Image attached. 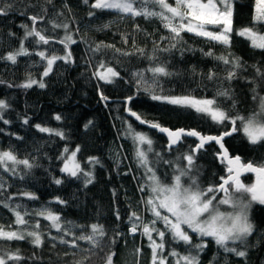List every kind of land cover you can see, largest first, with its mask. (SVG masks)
Masks as SVG:
<instances>
[{
    "label": "trees",
    "instance_id": "obj_1",
    "mask_svg": "<svg viewBox=\"0 0 264 264\" xmlns=\"http://www.w3.org/2000/svg\"><path fill=\"white\" fill-rule=\"evenodd\" d=\"M35 0H25V3ZM72 9L71 13L62 8V0H55L57 9L64 12L61 19L70 24L76 44L71 45L74 63L57 61L53 72L44 77L45 88L34 85L32 88H21L16 85L25 81L28 73L35 79L41 78L45 61L35 55V51L45 50L50 54L63 55V45L58 41L64 35L63 29L51 28L47 19H55L54 13L50 10L49 17L38 27L47 29L46 35L53 36L56 41L49 45H36L32 38L25 41L32 55L18 57L17 64L0 60V99H4L10 107L4 111V119L10 121L4 124L0 121V150H12L20 159H29L35 166L31 170L24 169L23 165L16 166V173L3 171L0 168V184L5 186L0 189V201H7L13 207L21 205L20 211L27 209L29 212L38 211L42 207H48L59 213L66 226L90 225L99 223L104 225L108 236L105 238L104 251L95 250L96 254L84 253L79 249H72L58 241L51 240L45 235V242L42 247L34 248L27 241H0V249L14 251L19 248L25 258H31L35 253L36 259H25L20 264H73L76 260H82L84 256L90 255L91 259L86 264H104L106 253L109 252L108 238L114 237L117 231L123 235L117 238V242L111 247L115 251L114 264H136L137 257L135 249L142 248L139 256V264H151V249L148 247L146 237L137 232L135 235L128 233V217L132 211L140 214L145 222L152 219L150 211L141 202L148 193L139 191L141 185H147L145 169L138 166L135 150L136 144L129 134L128 125L137 132L146 133L153 141V148L156 152H162L166 158L174 159L179 153L189 150V145L194 146L195 140L185 139L178 148L168 152L165 137L157 132L143 128L126 115L125 97L135 95V100L129 104L134 111L141 113L144 118L150 121H158L163 126L176 129H196L205 135H220L225 130H230L231 125L225 123L218 125L210 118L197 114L194 110L178 108L159 101L151 100L143 92L137 93L134 84L131 82L130 73L136 70H143L149 66V60L137 53L132 56H122L113 49H103L100 53H93L89 46L94 47L99 42L115 45L124 51L135 52L137 48L145 49V56L151 55L154 48L169 45L168 40L161 41V36H168L157 19L145 20L137 17L120 19L118 14L109 12H97L94 17H88L90 10L81 0H64ZM255 0H235L234 30L251 25ZM43 3V0H40ZM17 11L10 12L7 17H0V56L8 51L19 47V40L24 34L21 24L28 23L26 16H21ZM31 14V10H29ZM109 27L104 28L103 25ZM140 25L137 31L135 25ZM76 29H79L77 33ZM16 35L9 36L8 32ZM127 37L128 43H124ZM183 39L186 47L191 49L185 51L183 56L179 51L166 53L156 51L160 61H169L173 70H178L180 75L171 78H161V83L166 94L182 95L189 94L197 97L211 98L215 95L220 81H208L197 74H192L195 67L197 73L206 74L209 69H215L222 77L224 66L213 58L203 55L200 49L207 51L210 47L216 55L225 54L227 51L221 45H212L203 38L191 33H184ZM155 42V44H154ZM230 51L249 65L261 61L264 63V52L253 50L250 42L244 37L232 34ZM104 60L115 67L123 79H117L115 83L106 84L93 77L92 73L98 61ZM251 67L244 76L253 75ZM150 75V74H148ZM127 81V82H126ZM12 84L13 87L8 85ZM227 86V82H225ZM232 88L238 100L237 109L241 114L247 113L255 108L251 100L249 86L243 79L232 82ZM102 91L109 97L107 102L101 101L99 92ZM222 107L231 109V101L220 98ZM59 114L62 119L57 121L54 117ZM29 119L28 124L23 119ZM92 121V124L85 129L84 125ZM63 131L65 139L55 135L39 132L34 125ZM23 137V139H17ZM80 146L77 153V160L85 171H92L93 183L84 186V179L69 177L60 171L63 161L60 159L64 154V148L68 147L69 152ZM225 146L232 156L239 155L243 161H259L264 158V146H252L245 139L242 132H236L231 138L225 141ZM146 147V146H145ZM218 148L212 144L197 154V164L201 169L200 182L203 186L209 183H219L220 176L226 175L225 163L218 160L216 153ZM66 155V154H65ZM155 159L152 153L149 154ZM96 157L98 164H89L88 158ZM168 173L171 177V169L166 165H159L158 174L162 177ZM23 177V179H21ZM54 178H60L63 183L56 185ZM253 176L243 179L245 183H251ZM23 192L34 193L38 199L30 200L21 195ZM220 195V194H219ZM12 197L11 200L8 198ZM65 200V204H59L55 198ZM119 213L120 219L116 218ZM250 216L257 226L258 231L250 237V243L255 245L249 249L247 264H264V205L253 204L250 209ZM31 222L40 221L41 231L47 234L49 231L53 236L61 233L48 227L49 221L42 217H26ZM15 217L7 208L0 205V225L5 230L12 225ZM67 222H71L69 225ZM157 227H163L158 224ZM79 234V229L73 228ZM193 240L198 238L195 234ZM71 239V237H66ZM209 246L201 256V264H209L214 254H219L221 260L226 255L217 249L211 238ZM126 242V243H125ZM55 244V247L52 245ZM83 248L89 247L83 241H79ZM179 251H185L180 246ZM75 252V255L71 253ZM69 253V255H65ZM166 254V253H165ZM229 255V264H244L240 258ZM171 257L169 260L171 262ZM12 264V262H10Z\"/></svg>",
    "mask_w": 264,
    "mask_h": 264
},
{
    "label": "snow or ice",
    "instance_id": "obj_2",
    "mask_svg": "<svg viewBox=\"0 0 264 264\" xmlns=\"http://www.w3.org/2000/svg\"><path fill=\"white\" fill-rule=\"evenodd\" d=\"M81 2L90 9L88 17H94L97 12H109L119 15L120 19L131 18L135 20L142 17L145 20L157 19L162 27L169 33L168 36H161V41L168 40L167 47L160 48L158 45L154 48L151 55L145 56L144 48H137L135 52L124 51L116 48L115 45L105 44L103 41L94 47L89 46L93 53H100L103 49H113L122 56H132L139 53L143 58L149 60V66L143 70H136L130 73L131 82L135 86L137 93L143 92L153 101H159L167 105L178 108L191 109L197 114H202L211 119L218 125L228 123L230 130H225L220 135H205L196 129L176 128L172 129L163 126L158 121H150L144 118L141 113L134 111L127 105L135 100V95L125 97V110L131 117L141 124H147L150 128L157 129L167 135L168 143L166 149L171 152L177 145L183 144L185 138L195 137L198 143L194 146L189 145V150L179 153L174 159L166 158L162 152H156L153 148L154 141L143 132L135 131L131 124L128 125L129 134L136 144L135 155L138 166L145 169L147 185H141L139 191L145 192L147 187L148 195L142 199L146 209L150 211L152 219L145 222L143 217L136 211H132L128 217V233L135 235L137 232L146 237L148 247L151 249V264H201V256L209 246V241L205 238H211L217 249L224 254L223 260L219 254H214L209 264H229V255L240 258L247 264L249 249L255 245L250 243L249 238L253 237L258 231L256 224L250 216L252 205H264V158L259 161H243L239 155L231 156L223 143L224 137L231 136L233 133L242 132L247 142L252 146H264V63L257 61L251 65L243 61L242 58L235 56L231 51L232 34L244 37L250 42L253 50L264 52V0H255L254 11L251 25L244 26L241 29L234 30L235 0H81ZM21 16H26L30 24L24 23L20 27L24 29V34L19 40V47L8 51L0 56V60L10 62L15 65L18 57L29 56L33 53L25 46V41L32 38V43L36 45H49L56 41L53 36L46 35L47 29L38 27L48 17L50 10L54 13L55 19H47L48 24L53 30L63 29L64 35L59 39V44L63 45V55L50 54L45 50L35 51V55L45 61L40 79L32 77L28 73L24 82L17 87L32 88L37 85L39 88H45L43 80L53 72V67L57 61L65 63H74L71 45L76 44L73 33L70 30V24L64 22V12L57 9L55 0H35V2L25 3V0H0V17H7L10 12L17 11ZM62 8H66L71 13V7L62 0ZM31 10V14H29ZM109 27L108 24L103 25ZM135 28L140 31V25ZM77 33L79 29H76ZM184 33H191L197 37L203 38L212 45H221L227 51L225 54L216 55L213 48L207 51L200 49L201 53L207 57L213 58L224 66L222 71L225 73L222 77L215 69H209L206 74L197 73L195 67L192 68V74H199L202 79L208 81H220V86L216 89L215 95L211 98L197 97L195 95L166 94L161 83V78H171L180 75L178 70L170 67V62L160 61L156 51L172 53L179 51L183 56L187 48L183 39ZM9 36H15L14 32L9 31ZM124 43H128L127 37H124ZM155 44V42H154ZM251 67L253 75L244 76ZM150 74V75H148ZM93 77L103 81L106 84L115 83L117 79H123L121 73L110 63L100 60L92 73ZM243 79L249 86L251 100L255 108L247 113L241 114L237 109L238 100L232 88V82ZM127 82V81H126ZM227 82V86H225ZM3 83V81H0ZM9 87L14 85L9 84ZM101 101L107 102L109 97L102 91L99 92ZM220 98L231 101V109L222 107ZM10 105L6 100L0 99V121L9 124L10 121L4 119V111ZM57 121L62 117L57 114L54 117ZM24 124L29 123V119H23ZM92 124L88 121L84 125L87 129ZM34 127L41 133L55 135L65 139L63 131L36 124ZM23 139V137H17ZM215 141L221 151L216 155L221 163H225L226 175L220 176L219 183H209L206 187L200 182L201 169L197 164V154L202 150L205 144ZM146 146V147H145ZM80 152V146L77 145L74 150L69 152L68 147L64 148V154L60 159L63 161V167L60 171L69 177L84 179V186L93 183L94 175L92 171H85L77 160V153ZM153 154L155 159L150 157ZM66 154V155H65ZM89 164H98L96 157L88 158ZM166 165L171 169V177L168 179V173L164 176L158 174L159 165ZM23 165L24 169L31 170L35 165L27 158L20 159L12 150H0V168L13 175L16 173V166ZM252 174L254 180L251 183H245L242 176ZM23 179V177H21ZM54 183L60 185L63 180L54 178ZM5 186L0 184V189ZM222 195H219L221 194ZM21 195L30 200H36L38 197L31 192H23ZM9 200L12 197L8 198ZM59 204H65L66 201L60 197L55 198ZM0 205L7 208L15 217L13 228L8 226L5 230L0 225V241H27L34 248H40L45 242V235L51 240L58 241L72 249H79L84 253L96 254L95 250L104 251L105 238L108 236L104 225L92 223L90 225L66 226L59 213L54 212L48 207H42L38 211L29 212L27 209L20 211L21 205L14 207L7 201H0ZM222 206H227L231 211L222 210ZM37 216L49 221L48 227L61 233L59 236L47 234L41 231L39 220L34 223L26 217ZM119 220V213L116 214ZM69 225L71 222H67ZM160 224L163 227H157ZM79 229V234L73 230ZM195 234L197 241L193 240ZM123 233L117 231L114 237L108 238L109 252L106 253L104 264H114L115 251L111 250L117 242V238ZM71 237V239H66ZM264 240V237H262ZM83 241L89 247L83 248L79 244ZM126 243V242H125ZM55 247V244L52 245ZM183 246L185 251H179ZM142 248L137 247L135 254L136 264H139V256ZM166 253V254H165ZM75 255L76 253H71ZM69 255V253H65ZM171 257V262L169 260ZM25 259H36L35 253L31 258H25L19 248L14 251H5L0 249V264H20ZM91 259L86 255L82 260H76L73 264H86Z\"/></svg>",
    "mask_w": 264,
    "mask_h": 264
},
{
    "label": "water",
    "instance_id": "obj_3",
    "mask_svg": "<svg viewBox=\"0 0 264 264\" xmlns=\"http://www.w3.org/2000/svg\"><path fill=\"white\" fill-rule=\"evenodd\" d=\"M127 106L129 107V105H127ZM126 115H127L130 119H132L135 123H137L139 126H141V127H143V128H146V129H149V130H152V131H154V132H157L159 135L165 137V139H166V141H167V143H168L167 135H166L165 133H161V132H159L157 129L150 128L147 124H141L139 121L135 120L134 117H131V116L128 114L127 111H126ZM234 134H235V133H233L231 136L224 137V140H223L224 145H225V141H226L227 139L231 138ZM185 139H192V140H195L196 143L199 142L198 139L195 138V137H187V138H185ZM212 144H214V145L218 148L219 152L221 151L220 146H219L215 141H212V142H210V143H208V144H205L204 148H203L202 150H200V151L205 150L208 146H210V145H212ZM180 145H181V144H180ZM180 145H177L174 149L178 148ZM225 148H226V146H225ZM227 150H228V149H227ZM228 152H229V151H228ZM229 154H230V152H229ZM230 155H231V154H230ZM231 156H232V155H231ZM218 160L220 161L219 158H218ZM247 176H253V175H252V174H245L244 176H242V180H243L244 178H246ZM253 177H254V176H253Z\"/></svg>",
    "mask_w": 264,
    "mask_h": 264
},
{
    "label": "rangeland",
    "instance_id": "obj_4",
    "mask_svg": "<svg viewBox=\"0 0 264 264\" xmlns=\"http://www.w3.org/2000/svg\"><path fill=\"white\" fill-rule=\"evenodd\" d=\"M220 195H222V193ZM222 210L231 211V209L227 208V206H222Z\"/></svg>",
    "mask_w": 264,
    "mask_h": 264
}]
</instances>
